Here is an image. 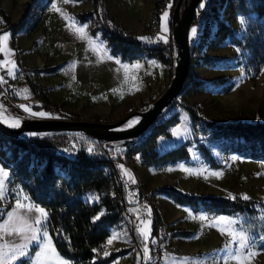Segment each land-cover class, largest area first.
<instances>
[{
  "label": "rangeland",
  "instance_id": "1",
  "mask_svg": "<svg viewBox=\"0 0 264 264\" xmlns=\"http://www.w3.org/2000/svg\"><path fill=\"white\" fill-rule=\"evenodd\" d=\"M175 1L169 0L168 6L162 10L159 22L151 20L155 0H106V4L112 11L115 20L121 21L120 23L126 27L133 26L130 28L132 30L138 28L139 30H136L140 35H147L146 32L150 35L159 34L160 37H164L168 41L173 29L170 20ZM224 2L225 0H219L220 7ZM183 6L184 1L182 8ZM205 6L206 0H200L196 9V20H193L190 27L189 42L191 45L199 43L197 50L199 53L221 60L215 61V64H208L201 58H190L189 75L203 79L206 85L200 92L187 99L179 97V95L177 97L194 105L196 109L200 110L201 115L210 120L264 119V67L257 75L249 76L243 65L227 64L237 59L239 50L228 36L222 37L217 42L210 41L216 30L214 18L209 19L211 28L203 34L204 21L201 18V11ZM57 8L59 11H56ZM42 9H44L43 15L39 22L35 20V17L40 15ZM89 10H91V0H0V15L6 20V15L10 14L15 22L24 19L25 23L21 27L22 29L27 23L28 26L33 25L34 27H38V24L42 25L33 32L32 39L31 37L27 38L26 43L30 40L36 41L35 48L22 49L26 51V60L20 62V68L23 67L21 70L23 74L28 75L46 88L45 91L49 99L57 104L66 116L79 115L80 118L115 121L127 113L144 110L149 105L147 101L150 96L156 93L159 95L169 84L174 72V58L173 62L167 65L165 84L150 95L134 101L122 111H116L106 101L101 104L94 103L84 92L80 94L72 81L60 80V78H64V72L59 69L62 65L59 63L65 58L68 60L67 65H64L65 69L75 66L77 72L88 77V82L85 83L88 85L87 93L89 94L94 92L97 96H111L114 95L116 89L120 90L119 86H123L126 90L130 84L128 76L131 69L121 72L122 77L119 80V76L112 75L108 66V64L111 65L110 60L121 61V59L111 52L104 29L99 20L97 21L96 16H91L85 22H81L77 18V13ZM165 12L168 13L166 18L164 17ZM33 13L35 16L32 15ZM72 15H75L76 18L73 19ZM226 21L232 25L238 35H241L247 19L246 16L237 13L233 19H226ZM8 24H10L9 21ZM80 27H84L83 33L77 31ZM193 28L196 29L195 34L191 31ZM150 29L154 31L150 32ZM148 40L152 42L151 39ZM51 66L54 68L42 70V68L46 69ZM30 68H38V71L34 70V72ZM101 73L103 82L99 83L98 79ZM124 74H126V79L123 78ZM72 92L76 94H71ZM3 93L7 94L12 102L19 106L21 112L19 117L13 116L8 106L0 101V109L7 107L0 112L1 116L7 115V117L10 116L9 118L12 117L11 119L20 120L41 117L32 113H46L47 115L44 117L58 116L30 107L33 95L20 75H16L10 81L0 82V95ZM24 107H28L30 111L25 112ZM176 110L179 111V119L169 127L170 135L159 136V148L165 149L182 142H188L189 157L162 168L149 165L143 179L135 169L138 179L143 184H147L145 187H148H144L145 194L153 202L149 205V211L146 213H141L139 210L140 205L145 203L132 206L136 230L139 227L149 233L147 246L151 250V259L155 257L152 250V240H154L152 228L157 215L161 217V223L157 229L167 231L160 261L157 263L151 261L148 264H264V247L256 246L251 249L250 253L247 249L242 250V254L235 259H222L226 255L223 249L232 239L229 232L236 233V229H242L240 226L242 215L211 214L202 209H195L188 204L178 203L163 192L157 193L155 197L151 196V191L155 187L172 185L187 193L240 195L251 196L259 200L264 199V160L246 157L237 152L226 153L222 147L221 139L203 136L204 134L200 133L197 137L203 136L201 139L221 164L219 167L210 165L197 148V137L193 134V117L189 110L183 105L178 109L171 106L164 112V117H168ZM136 156L137 154L127 157L126 162L136 163ZM117 162L124 173H131L125 159H118ZM0 168L8 172L7 177L3 175V172H0V206L5 203L9 194L15 197L14 205L0 220V224L7 222L9 213L15 217L23 212L29 224H33L36 218L45 220L38 211L42 208L46 213L44 230L48 233V236L39 243L31 242L29 244L27 255L17 256L13 259L10 255V242L19 240L21 237H9L0 232V261H4V264H20L22 260L26 259L27 264H61V261H67L69 264V260L63 258L54 247L48 227L46 209L30 200L21 188L17 186L11 188L9 169L1 164ZM213 173L220 175H213ZM84 197L91 201L98 199V196L90 192L86 193ZM18 199L25 205V209L16 207ZM27 209H31V211H27ZM200 217H205V219ZM220 217H224L225 220L220 221ZM230 219H235L238 223L235 226L229 225L227 221ZM129 220L126 216L111 227V234L105 244L104 253L121 247L131 248L125 254L116 257L110 264L143 263L144 240L140 235L141 245H134L132 234L127 227ZM34 227L38 228L39 226L34 225ZM178 230H184L186 233H174ZM114 235L117 238L112 239ZM109 239H112L111 244L108 243ZM24 242L27 243V240L24 239ZM232 247L235 248V245Z\"/></svg>",
  "mask_w": 264,
  "mask_h": 264
},
{
  "label": "trees",
  "instance_id": "2",
  "mask_svg": "<svg viewBox=\"0 0 264 264\" xmlns=\"http://www.w3.org/2000/svg\"><path fill=\"white\" fill-rule=\"evenodd\" d=\"M168 4L169 0H155L151 20L161 21L162 10ZM237 13L247 19L241 35L226 21L233 19ZM76 16L80 21L96 16L104 29L111 52L123 61L153 57L166 65L173 62L176 45L172 37L167 43L153 41L150 46H145V39L137 31L129 30L115 20L106 0H91V10L79 12ZM201 18L204 21L203 34L211 28L209 19L214 18L216 21V30L210 41L217 42L228 36L238 48L237 59L227 64L243 65L249 76L257 75L264 67V0H225L222 7L219 0H206ZM24 23V19L10 23L14 40L16 31ZM198 46L199 43L190 45L191 58H201L208 64H215L220 59L199 53ZM53 68L51 66L42 70ZM22 69L23 67L18 70L17 75L22 77L33 95L30 107L52 115L66 116L49 99L46 88L23 74ZM30 69L38 71V68ZM205 85L203 79L192 77L188 73L179 97L187 99L204 89ZM157 96L158 93L152 94L148 104ZM182 105L193 117L195 137L203 133V136L221 139L226 153L237 152L246 157L264 160V119L210 120L189 102L182 100ZM178 114L179 111L176 110L168 117H164V113L159 115L163 117V121H156L142 136L132 138L124 144L96 140L78 132L51 131L24 134L16 138L0 133V164L10 171L11 188H21L30 200L46 209L54 247L63 258L69 260V264H110L116 257L128 252L131 247H121L110 251L108 255L104 254L111 227L126 216L130 219L127 226L134 245H141L133 213L118 181L122 170L117 160L137 154L142 165L162 168L180 159H187L190 155L188 142L165 149L159 148V136L171 134L169 127L179 119ZM200 122L205 124L204 128L199 127ZM202 137L196 138L198 150L210 165L219 167L220 162L210 152ZM89 192L98 196V199H86L84 195ZM160 192L178 203L188 204L211 214L242 215L240 226L243 231L255 240L254 246L264 247V199L187 193L172 185L155 187L151 196L155 197ZM14 200L15 197L9 194L5 203L0 206V220L12 208ZM159 223L161 217L157 215L153 232L157 230ZM174 233L186 232L178 230ZM20 264H27L26 259Z\"/></svg>",
  "mask_w": 264,
  "mask_h": 264
},
{
  "label": "water",
  "instance_id": "3",
  "mask_svg": "<svg viewBox=\"0 0 264 264\" xmlns=\"http://www.w3.org/2000/svg\"><path fill=\"white\" fill-rule=\"evenodd\" d=\"M184 6L182 8V2ZM200 0H176L172 12V33L176 52L174 56V72L172 78L155 100L144 110H135L123 115L115 121L94 120L71 116L29 117L20 122L19 127L6 125L0 120V133L19 137L24 134L45 133L51 131L78 132L93 137L96 140L113 141L116 144L127 143L130 139L142 135L164 113L181 94L189 73L190 42L189 31L193 23L197 5ZM5 108L0 109V112ZM11 114L19 117L15 113ZM135 118L129 127V119Z\"/></svg>",
  "mask_w": 264,
  "mask_h": 264
},
{
  "label": "crops",
  "instance_id": "4",
  "mask_svg": "<svg viewBox=\"0 0 264 264\" xmlns=\"http://www.w3.org/2000/svg\"><path fill=\"white\" fill-rule=\"evenodd\" d=\"M43 10L44 9L41 10L40 15L35 17V20H38L39 22L41 21ZM34 14L35 13H33L32 15ZM72 17L73 19L76 18L75 15H72ZM6 18L10 23L15 22L14 21L15 19L13 18L11 14L8 16L6 15ZM81 22H85V21H81ZM38 25H39L38 27H34L33 25L28 26V23L25 24L24 29L20 28L16 31L15 40L13 39V34H12L11 29L4 28L1 31L0 38L4 37L5 35L8 37L6 41H3L2 39H0V77L3 78V82H7V81H10L11 79H14V77H16L18 73V70L20 69V62L21 61L25 62L26 51L25 50L23 51L22 49L30 48V47L32 49L35 48L36 41L30 40L26 43V40L27 38L33 36V32H35L36 30H38V28H40V26H42L41 24H38ZM27 27L28 29H26ZM131 27L133 28V26H128L126 28L129 30H132L130 29ZM136 29L138 28H135L134 31L138 32L139 29L138 30ZM153 31H154L153 29H150V32H153ZM156 32L158 31L156 30ZM146 33L147 35H143V34L141 35L139 34V35L145 40L151 39L152 42L153 41H164V39H161L159 34L150 35V33L148 32ZM150 36L151 38H149ZM110 62H111V65L108 64L110 71L112 75L117 76V77L119 76L118 80L119 78L121 79L122 77L120 75L121 72H123L125 69H128V71L131 69V72L129 73V76H128L130 84H128L127 89L125 90L123 86H119L118 88L120 90L116 89L114 95L97 96L94 92L92 94L87 93L88 85L85 82H88V77L81 74L80 72H77L75 66H70L69 68L65 69L64 65H67L66 63H68V60H65V58L64 60H62L61 63H59V64H62L59 69H62L64 72V76H63L64 78H60V80L72 81L75 84L77 90L80 91V94L84 92V94H86L88 98L92 99L94 103L97 102L101 104L104 101H106L107 103H110L111 107H113V109H115L116 111H122L125 108H128L130 104L134 103V101H138L144 96L148 94L150 95L154 91H157L166 82L168 66L164 64L163 62L156 60L153 57H146L144 59H136L131 62L122 61V60L116 61V59L110 60ZM136 65H139V67H136ZM10 71H14V77L13 75L9 74ZM123 78L126 79V74H124ZM0 82L3 83L2 81ZM98 82L99 83L103 82L102 73L99 75ZM71 94L75 95L76 93L72 92ZM126 158H123V160L125 159V162L127 160ZM136 159H137L136 163L131 164V163L126 162V164L130 168L131 173L134 172V175L137 177L136 172H135L137 170L138 171L137 173H139L138 175L140 176V178L143 179V175L147 171L146 168L149 165L140 164L139 163L140 161H138L139 159L138 155L136 156ZM146 185L147 184L142 183L144 192H145V188L148 187V186L145 187ZM133 205H136V204H133ZM133 205H130L131 211H132ZM133 218H135V214H133ZM152 232H153V228H152ZM155 232H153V234H155Z\"/></svg>",
  "mask_w": 264,
  "mask_h": 264
},
{
  "label": "snow or ice",
  "instance_id": "5",
  "mask_svg": "<svg viewBox=\"0 0 264 264\" xmlns=\"http://www.w3.org/2000/svg\"><path fill=\"white\" fill-rule=\"evenodd\" d=\"M56 11H59V9L57 8ZM168 16V13L165 12L164 13V17L166 18ZM243 23V21H241ZM86 27V26H84ZM84 27H80L77 29L78 32L83 33L84 31ZM192 33L195 34L196 33V29L193 28ZM7 36L5 35L4 37L0 38L3 41L7 40ZM161 39H164V41L167 43V39L164 37H161ZM154 63V62H153ZM136 67H139V65H136ZM10 75H13L14 77V71H10L9 72ZM0 81H3V78L0 77ZM27 91V90H24ZM24 111L25 112H29L30 109L28 107H24ZM33 115H38L41 117L46 116V113H32ZM10 126L13 127H19L20 126V121L18 119L15 120L14 123H11ZM132 124H129V127H131ZM89 151L91 152L92 149L90 148ZM183 167V166H181ZM0 172H3V175L5 177L8 176V172L4 171L2 168H0ZM213 175H220L219 173H213ZM133 183H135V180H132ZM244 199H248L247 196L243 197ZM16 207L18 209H25V205L20 203L19 199L17 200V204ZM27 211H31V209H27ZM38 211L41 213V215L45 218V220H41L39 218L34 219L33 224H29L28 220L25 219L24 213L22 212L19 216H13L12 213L8 214V218H7V222L4 224H0V232H3L4 235L12 237H21V239L19 240H13L11 241V249H10V255L11 258L15 259L17 256L19 257H23L25 255H27V249L28 246L31 242H40L42 241L44 238H46L48 236V233L46 230H44V223L46 221V213L44 209H38ZM201 219H205V217H200ZM220 221H224L225 218L224 217H220L219 218ZM227 223L229 225L235 226L238 221L235 219H230L227 221ZM34 225L39 226L34 227ZM138 232L140 233V235L142 236L143 240H144V248L142 249L143 255H144V259L146 261L150 260V249L147 246L148 245V238H149V233L145 232L143 230V228H139L138 227ZM238 234V236H237ZM229 235L232 237V239L230 240L229 244H226L223 251L226 253L225 257H223L222 259L228 260V259H235L238 256H240L242 254V250L247 249L249 251V253L251 252V249L254 247L255 245V240L245 231H243L242 229H236V233L233 232H229ZM117 238L116 235L113 236L112 239ZM24 239L27 240V243L24 242ZM112 239H109L108 243L111 244L112 243ZM152 243H155V240H152ZM232 245H235V248L232 247ZM105 255H108L107 252L104 253ZM37 255H39V253H37ZM0 264H4V261H0ZM61 264H67V261H61Z\"/></svg>",
  "mask_w": 264,
  "mask_h": 264
},
{
  "label": "built area",
  "instance_id": "6",
  "mask_svg": "<svg viewBox=\"0 0 264 264\" xmlns=\"http://www.w3.org/2000/svg\"><path fill=\"white\" fill-rule=\"evenodd\" d=\"M10 27L11 25L8 24V21L2 15H0V31L3 30L4 28L10 29ZM143 44L145 46H150L152 42L150 40H145ZM0 101L8 106L10 112L15 113L17 115L20 114L21 110L19 106L15 104L14 102H12L11 98L7 94L5 93L1 94ZM181 102H182V99H179V100L175 99V101L169 106V108L172 106L178 109L181 107ZM157 121H160V122L163 121V117L157 118ZM199 127L204 128L205 124L203 122H200ZM140 136L136 138H139ZM133 179L135 180V183L132 182ZM118 181H119L120 187L124 190L125 197L127 201L129 202V204L133 205V204L145 203V204L140 205L139 210L141 213L148 212L149 211L148 204H153V202L150 199V197L147 194H145L142 183L134 175V172H132L131 174H125L124 172H120ZM166 236H167V231L165 229L156 230L154 234L155 243H152V250L155 253V257L154 259H150L148 261L143 259L142 264H148L151 261L157 263L160 261L161 256H162V248H163Z\"/></svg>",
  "mask_w": 264,
  "mask_h": 264
},
{
  "label": "bare ground",
  "instance_id": "7",
  "mask_svg": "<svg viewBox=\"0 0 264 264\" xmlns=\"http://www.w3.org/2000/svg\"><path fill=\"white\" fill-rule=\"evenodd\" d=\"M2 114V113H1ZM163 114V113H162ZM10 117V116H9ZM9 117H7V115H5V116H1L0 115V120L3 122V123H5L6 125H9L10 126V124L11 123H14L15 122V120H16V118H13V119H11V118H9ZM20 122H21V120L20 119H18ZM135 121V118H130L129 119V121H128V123L130 124H132L133 122Z\"/></svg>",
  "mask_w": 264,
  "mask_h": 264
}]
</instances>
